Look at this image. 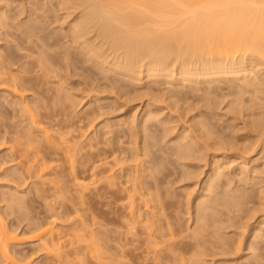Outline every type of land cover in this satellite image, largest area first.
I'll return each mask as SVG.
<instances>
[{
    "label": "bare ground",
    "instance_id": "obj_1",
    "mask_svg": "<svg viewBox=\"0 0 264 264\" xmlns=\"http://www.w3.org/2000/svg\"><path fill=\"white\" fill-rule=\"evenodd\" d=\"M14 2H19L23 13V0ZM50 4L56 14L55 22L72 17L65 31L68 42L60 45L51 42L52 38L38 37L39 27L35 23H41V19L29 15L25 19L30 24V30L25 31V45L28 42L31 45L27 47L22 41L18 50L30 55L7 56L24 73L14 74L9 66L0 69V92L12 95V98L0 96V175L19 185L34 179L31 186L39 191L36 196L44 188L41 193H45V198L46 185L52 187L50 192L58 189L64 197L62 191L69 188H65L68 182L81 187V193L89 188L85 183L90 178L91 182H108L106 190L110 186L112 190L123 186L121 192L129 201L126 204L119 201L120 206L115 203L121 210H127L121 215L126 218L125 228L131 227L127 231L134 230L128 234L134 235L138 228L146 226L149 235H143L151 237L147 238L149 242L157 239L155 242L163 245L151 242L156 252L162 249L156 253L161 259L176 264H264V0H50ZM7 13L0 8V29L9 25ZM76 53L105 74L104 77L93 72L87 74L89 80L85 84L91 86V91L110 89L131 101L133 97L148 95L151 100L159 98L152 93L153 85L164 83L172 88L167 98L170 106H153L149 102L140 121L124 122V132L136 140L135 150L114 149V140L105 139V134L101 136L102 129L96 130L95 137L86 145L98 151L100 145L109 146L111 149L106 150L113 158L101 160L102 154L98 152L89 165L90 158L86 155L79 162L80 169L78 156L87 147L79 140L83 136L74 141L63 140L67 132H59L58 123L60 129L54 132L59 135L53 137L37 119L51 115L49 109L42 113L44 108L39 103L46 102L43 94L51 91L43 93L55 71L52 67L80 70L81 61L74 56ZM36 67L42 74L34 77L31 71ZM111 74L121 79L116 81ZM136 84L142 86L141 90L128 87ZM28 91L39 96L38 100L26 103L22 93ZM54 101L76 103L69 92L54 97ZM186 104L197 113L192 117L191 127L183 122L182 129L177 131L173 108L182 111L180 118L186 117ZM165 109L171 114H166ZM214 115L219 117L217 123L212 121ZM93 116L91 125L100 115ZM56 137L63 138L58 144L61 147L56 145ZM167 138L169 141L163 147L161 143ZM56 156H63L70 163V173L58 171L59 166L53 164L52 158ZM129 161H139L137 166L141 168L128 164ZM115 168L120 172H115ZM109 173L111 176H106ZM180 182L185 183L182 190L186 194L173 191ZM56 195L54 192L53 196ZM58 195L54 198L65 209L68 200ZM50 196L47 198L51 199ZM85 197H80L83 204ZM21 198L5 192L0 194V203L7 202V209L16 211V206L23 204ZM47 198L43 201L50 208L53 204ZM57 209L54 205L49 211ZM171 209L173 212L166 214ZM4 211L0 207L2 260L10 264H37L31 255V258L18 256L14 250L24 242L19 238L22 232L19 235L18 228L6 224L7 210ZM183 215H188L191 225L182 224ZM51 216L50 222L39 225L30 218L33 223L29 222L25 230L34 235L31 241L35 239L40 250L46 247L44 250L49 253L46 255L57 252L60 258L56 264H70L69 261L72 264L75 260L62 253L69 244L65 243L67 240L65 246L60 242L63 237L55 229L56 215ZM137 223L142 226L136 227ZM81 227L73 229L72 240L70 234L68 242L73 241L72 245L77 241L75 245L79 246L83 238L85 241L95 235L88 226L85 235L82 234L84 226ZM87 230L88 234L91 232L88 236ZM56 235H60L59 241ZM176 236L181 239L174 242ZM100 239L101 236L97 245L100 249L97 247L96 251L102 255L104 242L101 244ZM79 248L75 250L80 251ZM75 252H71L73 256ZM61 258H65V263Z\"/></svg>",
    "mask_w": 264,
    "mask_h": 264
},
{
    "label": "rangeland",
    "instance_id": "obj_2",
    "mask_svg": "<svg viewBox=\"0 0 264 264\" xmlns=\"http://www.w3.org/2000/svg\"><path fill=\"white\" fill-rule=\"evenodd\" d=\"M18 1H22V0H18ZM23 2L25 3V10H23V13H20V7H18L19 2H14V0H9V1L0 0V8L8 11L7 15L8 17H10V19L8 20L9 25L5 28L0 29V69L9 66L11 69H13L12 73L14 74L24 73V72L19 68L20 66L19 64L12 65L13 63H10L8 61L7 56L9 55V53H11L14 57L30 55L28 51L18 50V46H21L20 43L24 41L23 44L25 45V40H27L25 37V31L30 30L28 29L29 28L28 26L30 24L26 23L25 19H28L29 15L32 16L31 18L40 17L41 19V23H35L39 27L38 32H37L38 37L52 38L51 42H56V43H59L60 45H64L68 42V33L66 34L65 31L68 30L69 24L72 22V17L67 20L55 22L56 14L51 9L50 0H23ZM31 2H33L34 4L31 5ZM54 3H56V1H54ZM51 19L54 21L53 23H50L49 20ZM34 39L36 40V38ZM28 43H26L25 46L28 47L31 45V43L27 45ZM60 50L62 51V49H58V51ZM33 56L36 57L37 54ZM74 56L78 57V60L81 61V65L79 64V67H81L80 70L74 71L73 69L65 70L62 67H52L55 71L52 73L53 75L51 74L52 79L49 78L50 81L48 80L49 82V84H47L48 86L45 85L47 87L43 88L44 89L43 93H45L46 91H50V90L51 91L43 94L45 95L46 97L45 99H47V101L46 102L44 101V103L42 102L39 103V105H43V108H44V110H42V113H46L47 109H49V114L51 115H50V118H44V117L38 116L37 119H40L42 121L40 126L43 127L45 130L47 129L50 135L53 134V137H54V134L57 133L54 131L55 130L58 131L61 127L59 132L61 133L67 132L66 135L64 136V139L62 138L63 140H66V141H74L73 139L75 138L79 139V137L83 136L79 140L84 145H86L89 142L91 137L93 136L95 137L96 130L102 129L100 135L103 136V134H105L104 135L105 139L114 140V146H113L114 149H118L120 151L122 149H126V150L134 149L135 150L136 140L135 139L132 140L129 137V134H127V132H124L123 129H126V125H124V122H129L133 119L140 121L142 115L147 110V105L149 104V102L153 106H162L164 108H167L168 106H170L169 105L170 100L167 98L169 97L168 90H172V88L169 87V85H166L164 83H160V85H157V86L153 85L152 93L159 95V98H155L154 100H151V96L149 95L143 96L141 98L133 97L134 92H132V95L130 96L133 97L134 99H132L131 101L128 100V98L127 99L121 98L120 94L114 93L110 91V89H100V90L91 91L90 90L91 86L89 87L88 85L85 84V82L89 80L87 74L89 72H93L97 74L99 77H104L105 74L98 71L97 68H95L92 63L86 62L83 55L79 56V54L77 55L76 53V55L74 54ZM34 61H31V62L33 63ZM83 61H85L86 63L84 62L83 64L82 63ZM38 68L36 67L35 71H31L34 77H37L40 74H42V72L39 71L40 69ZM84 69L91 70V71H84ZM110 77L112 79H115L116 81L121 79L120 77L113 75V74H111ZM128 87L131 89L137 88L138 90H141L140 88H142V86L138 84H136V87L134 86H128ZM64 92H69L73 94V97L76 103L72 104L71 101H66V102L54 101V97L59 96L60 94H63ZM22 94L26 96V100H25L26 103L33 99L38 100L39 98V96H37L32 91L23 92ZM0 96H7V97L9 96V98H12V95H10L6 91L0 92ZM192 100L193 99L190 98L191 102ZM185 107L187 108L188 115L186 117H181L182 119L180 118V116L182 115V111L179 110L178 108H173L174 112H172V116L175 118L174 126L176 127L177 131L182 129L183 122H186L189 127L193 125L192 117L197 113V111H192V109H190V107L187 104L185 105ZM92 112H94L95 116L100 115L94 121L93 125H91L92 119L94 117L93 116L94 114H92ZM165 112L167 114L169 112V109H165ZM169 114L171 113L169 112ZM218 120H219V117L214 115V117L212 118V121L214 123H217ZM5 122H8L9 124L12 123V121H7V120H5ZM58 123H60V127L57 126ZM109 126L112 127L110 134H109V131H110ZM57 137L56 139H58ZM169 138H167L165 141L161 143L163 147L167 145ZM62 139H58L56 141L57 142L56 145L58 147L60 146L58 144L60 143ZM66 141H65V144H66ZM137 142H140V139H137ZM100 147H101L100 151H98L97 149H90L88 146L85 148V150H83L82 152L83 154L78 156V159L80 158L77 163L79 169H80L79 162L83 161L82 158H84V156L86 155H88L90 158L88 162L89 165H91L93 160L96 159V155L98 152L102 154L101 160H104V161L112 160L113 156L110 157V154L107 153V150H106V148L111 149V147L109 146L106 147L105 145H100ZM138 147H140V145H138ZM129 155L130 154L128 153L127 156ZM54 157H52L54 160L53 164L59 166L58 171L63 170L64 174L70 173V169H69L70 163L67 160H65L63 156H56V158H58L59 160L57 159L55 163L56 158ZM106 157H108V159L105 160ZM141 158H142L141 160L144 159L143 157ZM53 160L51 162H53ZM136 162L133 163L132 161L131 163L129 161L128 164H131L132 166L136 164V167L141 168L137 166L139 165V161L137 163ZM170 168L174 171V167L170 166ZM114 170H116V168ZM115 172L119 173L120 171L116 170ZM0 173H1V170H0ZM111 174L109 173L106 176H109V175L111 176ZM84 176L87 179L89 177V173L87 172ZM90 179H87L85 183V184H88L89 188L81 193L79 192L81 191V187L75 186L73 185V183L68 182L65 185V188L67 187L69 188L62 191L64 194V197L61 194L60 190L54 187L55 189H57V191L52 189L54 191L50 192V189L52 187L49 186V188H47L48 185H46V188H45L46 189L45 191L47 194L46 198L48 197V195L53 196L55 192V194L57 195L59 194L58 196H60L61 199L66 198V200H68V201H65L66 205L63 204V206L64 205L67 206L65 209H68V210H69L68 207H70L71 210H75V213L73 211L71 213L70 210L69 212L68 210H66L68 213L67 214L64 211L65 209L61 208V206H58L62 204L58 203L56 201L57 199L54 198L57 195L53 197L50 196L51 199L47 198L49 204L50 203L53 204V206L49 205L50 208L47 206L48 204L46 205V202H45L46 200L43 201L44 199H46L45 193L44 194L41 193V191L43 192L44 188L41 187L42 188L41 189L38 187V189H41L40 194H43L44 198L42 197L43 198L42 199L40 194H38V197L36 196L35 192L39 193V191L37 190L34 191L36 186L34 185L31 186L32 185L31 182H34V179L28 181L27 182L28 184L19 185L18 183L16 184L14 182L8 181L4 176L0 175V194L2 195V193H5V192L15 193V196L19 195V197H22L24 199L23 204L22 203L18 204L19 206H16L17 210L15 208L16 211L13 210L14 212L7 209V205H8L7 202L0 203L1 211L6 212L4 210H7V216L4 215L6 213L3 214L6 217L5 218L6 224L8 226L13 225L15 227V228L13 227L14 229L18 228L19 235H21V232H22L23 236L21 235L19 238H22L24 242L22 243L19 241L21 245H17L14 248V250L18 252V256L20 255L22 257H25L26 255H28L27 257L31 258L30 257L31 255L32 260L37 264L38 263L40 264L49 263L50 264V262H52L51 264H56V262L58 263V259L60 257L58 258V256H56L57 255L56 251H52L50 256L46 255L48 253L46 252L47 250H44L46 249V247H44L43 250H40L41 248L39 249L38 247L39 245L36 246L37 244H35L37 243V241L34 242L35 239L31 241V239L33 238L32 236L34 235L29 234L28 231L26 232V230H28L26 229L27 224L29 226L30 225L29 222H31L29 221L30 218H31L30 220L32 221L34 220L33 222H35V224L37 223L36 225H39L40 223L42 224L44 222L47 224L48 222L51 221L50 219L52 218L51 215L54 216L55 214L56 216L58 215L57 217L56 216L54 217V220L56 218L55 222L57 221V225L56 223H54L56 228L54 225L53 227L56 229V231L58 230V233L59 232L61 233L59 234L61 235L60 238L63 237L62 240L60 239V242L62 243V245L64 244L65 246V243L69 244V245L67 244L68 245L67 247L65 246L66 248L64 247L62 249L63 250L62 253L64 254V256L68 255V258L70 260L72 261L75 260L72 262V264H100V263L102 264H174L175 263L174 261H167V260H163L160 257H158V254L156 253H159L162 249L160 251L157 250L156 252L155 247L159 246L160 242L159 241H157L158 243L155 242L157 239H154V238H153L154 241L151 240V242L153 241V243L155 242V244H158V245L155 246L153 245V243L149 242L147 238H149L150 236H148L149 235L147 233L148 230L145 229L146 226H143L142 228L140 227L142 226V224L139 225V223H137L138 225L136 224L135 226L140 227V228H138L137 230L135 227V229L137 230L136 232L138 233L140 232V230L142 231V229H145L143 231L147 230L146 233L145 232L142 233L143 232L142 231L139 233V236L138 235L135 236V234H137L136 232L134 235H132L134 232H132V234H128L130 233V231H134V230L130 229V231L128 230L129 231L128 232L127 229L131 227L125 228L126 218H124L121 214H125V211L127 212V210L125 209L121 210L123 208L119 207L120 202H122L123 204V202L127 203V201H129L127 199L125 200L126 195L124 192H121V190L124 189V187L120 185H118L120 187L115 186L116 189L114 188L115 189L114 191V189L112 190L113 186L112 187L110 186L109 188L111 189L106 190L104 188H106L108 182L104 183L103 181L102 183H98V182L96 183V182H91ZM65 180L70 181V179L67 177L65 178ZM184 185H185L184 182L176 183L173 187V191L186 194L182 190L183 189L182 186ZM81 196H86L85 197L86 200L84 198V204L83 202H81L82 201V198H80ZM115 202L119 203L117 204L119 206H117ZM54 205H55V209L59 207L60 208L57 209V211L54 210V212L52 213L50 211L54 209ZM51 207H53V209H51ZM119 209L121 210V212ZM171 211L172 209L169 211H166V214L171 213ZM59 212L65 213L64 215H66L67 217L65 216L64 218V215L59 214ZM188 218H189L188 215H183L182 224L185 227L188 225H191V223H189L188 221ZM140 220H142V218ZM33 222H31V224ZM81 225L84 226L82 234H84L85 232L84 230H86L88 226L89 229L91 228L90 230L93 231V234H95L96 236L91 235L92 238L91 237L87 238L86 236L91 234V232L88 234L89 231L87 230L85 241H83L84 239L83 238L79 246L78 244L75 245L77 241L76 242L74 241L75 244L73 243L72 245L71 243L73 241H71L70 243L68 242L70 241V239L72 240L74 238L72 231L73 229H76V228H82ZM31 228L32 227L30 226L29 229ZM24 230L28 234H26ZM79 230L81 231V229ZM66 231L69 232V234ZM74 231H77V229ZM143 234H148V235H143ZM60 235L58 236L56 235L55 239H57V237H59ZM99 236H101V239H100V241L102 240L101 244L102 242H104L101 245V248H103L101 250H104V251H102V253L100 251L102 255L97 254V252L99 253V251H96V248L98 247L97 245H98ZM134 237L135 238L137 237L136 242L134 240L135 239ZM166 239L164 241H166ZM180 239H181L180 237L176 236L174 238V242ZM57 240L59 241V239ZM105 241L107 243H105ZM104 245L107 249L105 247H102ZM162 246L163 245L160 244L159 247H162ZM76 247L78 248L81 247L79 249H81L82 251L75 250ZM84 248L87 250L89 249L90 252H88L89 250L88 251L86 250L87 252L86 254V252L83 251ZM98 248L100 249V247ZM47 249L49 250L50 248H47ZM72 251L74 252L78 251L81 253L78 254L77 252H75L76 254H74L73 256L71 253ZM84 254L86 255V257H84ZM98 256H99V259H98ZM63 260L66 261L65 258L63 259L61 258V261ZM207 260H210V259H207ZM64 261L63 263H65ZM68 263L71 264L70 261ZM0 264H10V263L4 262V260H2L0 256ZM59 264H61V262Z\"/></svg>",
    "mask_w": 264,
    "mask_h": 264
}]
</instances>
